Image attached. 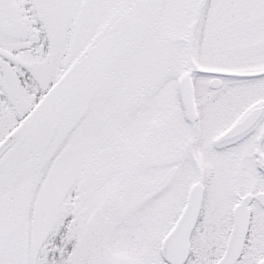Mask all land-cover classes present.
Returning a JSON list of instances; mask_svg holds the SVG:
<instances>
[{"label": "snow or ice", "instance_id": "snow-or-ice-1", "mask_svg": "<svg viewBox=\"0 0 264 264\" xmlns=\"http://www.w3.org/2000/svg\"><path fill=\"white\" fill-rule=\"evenodd\" d=\"M0 264H264V0H0Z\"/></svg>", "mask_w": 264, "mask_h": 264}]
</instances>
